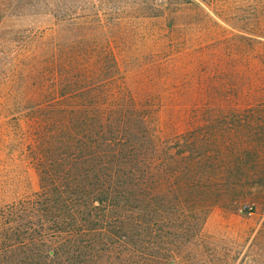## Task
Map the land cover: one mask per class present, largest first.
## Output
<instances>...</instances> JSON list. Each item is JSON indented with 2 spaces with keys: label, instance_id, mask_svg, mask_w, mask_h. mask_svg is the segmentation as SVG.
Wrapping results in <instances>:
<instances>
[{
  "label": "trees",
  "instance_id": "trees-1",
  "mask_svg": "<svg viewBox=\"0 0 264 264\" xmlns=\"http://www.w3.org/2000/svg\"><path fill=\"white\" fill-rule=\"evenodd\" d=\"M77 1L51 12L45 2L39 11L0 0V179L12 189L0 193V264H169L148 253L151 171L165 178L173 214L194 184L210 186L218 203L264 177V51L244 53V108L205 102L198 124L163 141L120 66L149 38L146 23L124 25L100 6L89 20ZM185 3L171 14L200 9ZM148 9L139 17H161ZM38 17L53 23H14ZM239 117L234 132L214 129ZM13 161L33 170L36 192L15 197L28 178L16 177Z\"/></svg>",
  "mask_w": 264,
  "mask_h": 264
},
{
  "label": "rangeland",
  "instance_id": "rangeland-1",
  "mask_svg": "<svg viewBox=\"0 0 264 264\" xmlns=\"http://www.w3.org/2000/svg\"><path fill=\"white\" fill-rule=\"evenodd\" d=\"M24 1L39 5V11L44 2L51 12L59 5L78 7L77 0ZM177 1L187 4L189 0L85 1L89 20L94 8L100 6L117 14L124 25L146 23L149 38L140 41V51L136 49L131 57L122 58L121 54L120 66L126 88L146 101L163 141L190 130L205 102L230 101L244 108V53L264 51V0H194L199 10L191 7L188 11L191 5H186L179 15H172L169 5ZM148 8H156L161 17H139L149 15ZM14 23L48 27L53 22L38 17ZM238 122L243 125L244 117L219 118L214 129L234 132L231 129ZM15 163L21 170L14 172L16 177L28 178L15 197L36 192L38 178L33 170ZM250 182L251 186L238 187L218 203L210 186L194 184L180 195L179 200H187L188 205L173 214L168 184L152 170L147 183L148 253L152 259L160 256L159 262L169 264H264V189L254 187V183L264 182V177L255 176ZM3 188L12 193L0 179V193ZM248 208H253V214L247 213Z\"/></svg>",
  "mask_w": 264,
  "mask_h": 264
},
{
  "label": "built area",
  "instance_id": "built-area-1",
  "mask_svg": "<svg viewBox=\"0 0 264 264\" xmlns=\"http://www.w3.org/2000/svg\"><path fill=\"white\" fill-rule=\"evenodd\" d=\"M247 213L250 214V215L253 214V208H248L247 209Z\"/></svg>",
  "mask_w": 264,
  "mask_h": 264
}]
</instances>
